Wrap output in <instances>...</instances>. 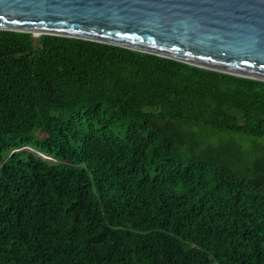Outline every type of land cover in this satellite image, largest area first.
<instances>
[{
	"label": "trees",
	"instance_id": "1",
	"mask_svg": "<svg viewBox=\"0 0 264 264\" xmlns=\"http://www.w3.org/2000/svg\"><path fill=\"white\" fill-rule=\"evenodd\" d=\"M0 264H264V80L0 29Z\"/></svg>",
	"mask_w": 264,
	"mask_h": 264
},
{
	"label": "water",
	"instance_id": "2",
	"mask_svg": "<svg viewBox=\"0 0 264 264\" xmlns=\"http://www.w3.org/2000/svg\"><path fill=\"white\" fill-rule=\"evenodd\" d=\"M0 29L105 42L264 80V0H0Z\"/></svg>",
	"mask_w": 264,
	"mask_h": 264
}]
</instances>
